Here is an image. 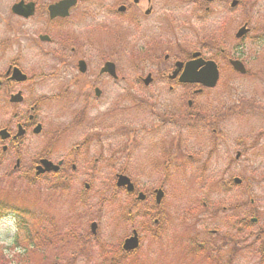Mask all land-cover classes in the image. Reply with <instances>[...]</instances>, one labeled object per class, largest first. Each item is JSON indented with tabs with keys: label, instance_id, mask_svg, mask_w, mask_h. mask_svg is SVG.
<instances>
[{
	"label": "flooded vegetation",
	"instance_id": "obj_1",
	"mask_svg": "<svg viewBox=\"0 0 264 264\" xmlns=\"http://www.w3.org/2000/svg\"><path fill=\"white\" fill-rule=\"evenodd\" d=\"M257 1L0 0V174L44 180L64 202L112 204L130 222L119 248L133 232L140 245L139 230H156L167 216L166 186L193 171L189 146L209 128L221 136L215 127L226 121L225 96H239V118L262 104L264 56L245 53L264 45ZM250 81L262 88L243 90ZM252 148L241 147L235 161ZM138 176L159 179L148 189ZM235 178L225 188L237 191V210L245 202L253 209L250 186L241 189L249 179ZM257 216L247 218L246 240L264 256ZM145 218L141 228L134 223ZM220 224L201 243L188 237L190 254L204 253L205 264H235L241 252V219L227 237Z\"/></svg>",
	"mask_w": 264,
	"mask_h": 264
},
{
	"label": "rangeland",
	"instance_id": "obj_2",
	"mask_svg": "<svg viewBox=\"0 0 264 264\" xmlns=\"http://www.w3.org/2000/svg\"><path fill=\"white\" fill-rule=\"evenodd\" d=\"M255 9L258 15L264 12V0H258ZM214 22V17L211 16L210 28ZM263 22L264 20L258 16L257 27L262 25ZM180 37L179 34L178 40L182 42ZM136 38L140 41L139 37ZM245 53L249 56L250 54L251 56H264V45L257 44L255 47H249L248 45ZM137 68L136 60L131 59L130 72L136 71ZM251 83L252 81L241 86L239 82H236L237 85L243 87V90H259L262 88V82H260V85ZM261 97L263 101H261L262 104L260 103L257 106V109H254L256 113L250 117L239 118L234 112L239 96H225L226 121L222 128L215 127L216 131L222 130L221 136L218 137L219 139H214L212 128H209L207 130L209 139L205 148H200L197 145L206 142L207 137L204 140L202 138L201 142L196 145L191 144L189 146L191 148L189 154L195 155L197 159L194 161L193 171H188L190 173L188 176L174 177V182L166 186L168 204L171 203V205L166 206L168 209H164V212H168L167 216H165V219L160 218V224L156 230L150 231L149 228L143 227V224L147 223V218L142 222L139 220L134 222L138 223L140 228L143 227L142 230H139L141 235L140 247L127 259L115 252L113 246L118 248L122 236L131 234L130 222L127 223V221L117 217V207L114 208L112 204H102L101 212L98 213L95 206L99 200L95 202L91 199L88 204L89 207H81L79 204L72 202H62L63 199L62 201L48 202L49 193L45 190L46 187L43 181L27 185L24 181L18 180V182L12 184V181H7L5 178H3L5 180H2V174H0V195L6 196L5 192H9L11 195L3 196L6 201L30 212L37 208L42 211L44 208L59 231L68 226L69 228L73 227L76 232L82 231L85 235H90L89 226L92 222H96L98 226L97 234L95 240L93 239V243L89 246L93 256L87 259L85 256H81L77 261L74 260L72 264H205L203 260L204 253L196 249L195 255L190 254L188 237L195 235L197 243L203 242L206 239V230L213 228V224L217 222L222 223L219 228L221 233H224L227 237V234L232 235L235 232V230H232V226L236 225L235 220L237 218L241 219L244 232L239 233V236L236 235L242 244L241 252L238 254L235 264H264L262 262L264 256H262L261 247L257 243L254 244L253 241L246 240L250 229L245 225L252 211L257 210V217L262 218L259 223L264 226V176L259 174L261 170H264V95H261ZM259 109L262 112L258 111ZM255 142H257L256 146ZM243 146H253V148L241 160L235 161L236 152L241 150ZM249 169L258 171L249 176V171H252ZM233 177L249 179L248 182H244L246 186L242 185L241 189L244 190L248 185L250 186V190L257 200L253 209L249 207L248 202H245L237 210L238 203L236 201H239L237 191L233 188L230 189L229 186L225 188V185L230 183L229 180ZM102 179L103 177L99 175L96 184L99 185ZM158 179L156 176L135 177L136 181L139 180L138 182L144 184L148 189L155 186ZM175 180L180 187H177ZM11 186L15 187L11 188ZM227 189L231 192H228ZM93 191L99 192L98 190ZM116 198V201H114L116 203L124 201L122 195ZM204 204L212 207L209 214L203 209L207 208ZM74 205L76 207H72ZM117 205L120 206L119 203ZM76 217H78L77 220L74 219ZM14 236L13 220L10 218L4 219L0 223V264H6L9 256L11 259V254H15L11 249V240ZM35 243L37 245L36 249L40 253L39 256H34L32 261L24 259L16 262L9 261V264H52V257H56L55 259L62 264H71L70 254L75 247L74 242H70L65 248H60L54 243L52 246L49 245L47 249H45L46 247H44L41 240ZM226 248V253H228L229 247ZM45 254L49 258L42 262L41 259Z\"/></svg>",
	"mask_w": 264,
	"mask_h": 264
},
{
	"label": "trees",
	"instance_id": "obj_3",
	"mask_svg": "<svg viewBox=\"0 0 264 264\" xmlns=\"http://www.w3.org/2000/svg\"><path fill=\"white\" fill-rule=\"evenodd\" d=\"M18 180L24 181L27 185L34 184V182H28L23 179H17V182ZM5 194L6 196L11 195L9 192H5ZM3 196L6 197L5 195ZM3 196L0 195V222L7 217H12L15 226V236L11 240V249H13L12 251L15 254H11V259L9 256L6 264H9V261L16 262L24 259L32 261L34 256L40 255L35 243L40 240L43 242L44 247H46L45 249L54 243L60 248H65L70 242H74L75 247L70 254L71 264L74 260L80 259L81 256H85L86 259L93 256L89 247L93 243L91 235H85L82 231L76 232L73 227L69 228L68 226L59 231L57 230L58 227L54 225L53 220L46 214L44 208L42 211H39L37 208L33 212H30L29 210L10 204ZM89 254L91 255L89 256ZM47 258L49 257L45 254L41 261L45 262ZM55 258L52 257V264H62Z\"/></svg>",
	"mask_w": 264,
	"mask_h": 264
},
{
	"label": "water",
	"instance_id": "obj_4",
	"mask_svg": "<svg viewBox=\"0 0 264 264\" xmlns=\"http://www.w3.org/2000/svg\"><path fill=\"white\" fill-rule=\"evenodd\" d=\"M45 164H48V163H45ZM91 231L92 233H95V224H92L91 225ZM137 247V239L136 237L134 236L133 238L127 240L123 246V249L124 250H133Z\"/></svg>",
	"mask_w": 264,
	"mask_h": 264
}]
</instances>
